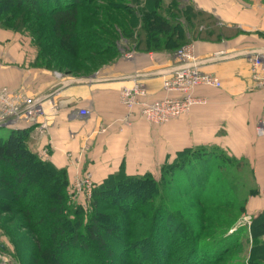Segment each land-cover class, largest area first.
Instances as JSON below:
<instances>
[{"label":"trees","instance_id":"trees-1","mask_svg":"<svg viewBox=\"0 0 264 264\" xmlns=\"http://www.w3.org/2000/svg\"><path fill=\"white\" fill-rule=\"evenodd\" d=\"M81 2L0 0V27L26 30L33 40L41 34L46 39L36 43L41 44L37 60L43 57L48 63L45 68H64L66 74L87 76L119 56L116 36L141 51L178 50L191 42L178 18L183 16L193 31L204 17L192 8L179 10L170 5L165 10L164 0H143L137 5L121 0L111 3V14H104V25L91 16L89 25L93 29H85L83 36L79 30ZM18 18L25 19V24ZM71 59L76 63L67 65ZM28 131L11 130L7 137H0V217L8 214L4 220L7 224L22 217L24 227L35 238L33 264L264 261V210L251 217L249 226L229 233L238 220L230 217L234 208L228 202V193L213 183L216 179L226 184L220 173L232 172L233 168L237 171L244 166L242 161L219 150L186 149L173 163L163 166L159 179L150 173L121 174L94 184L92 197L84 207L70 201L67 170L55 167L29 148ZM177 169L184 171L185 184L191 190L187 194L195 199L189 206L195 209L190 223L183 214L168 208L163 196L162 189L177 187L173 182ZM218 224L231 228L217 232ZM244 233L250 246L246 252L240 249ZM13 249L19 259L14 243ZM239 255L244 258L238 259Z\"/></svg>","mask_w":264,"mask_h":264},{"label":"crops","instance_id":"crops-1","mask_svg":"<svg viewBox=\"0 0 264 264\" xmlns=\"http://www.w3.org/2000/svg\"><path fill=\"white\" fill-rule=\"evenodd\" d=\"M164 3L165 10L170 5L179 10L192 8L204 16L193 31L183 16L178 18L189 44L195 45L196 58L202 61L200 70L222 82L220 88L195 91L204 104L163 125L138 115L126 118L128 111L120 101L122 88L139 82L151 99L168 96L163 74L178 64L177 49L134 48L90 75H65L36 64L29 35L0 27V93L7 91L9 104L41 99L43 110L38 124L29 126L20 118L4 127L28 129L29 148L55 167L66 169L71 190L86 173L95 185L121 174L150 173L159 179L163 166L186 149L219 150L242 161L245 171L253 173L263 189L264 139L257 135L256 127L264 117V101L251 76L250 57L264 48V0ZM4 106L0 103V112ZM80 110L90 114L82 116ZM41 123L46 125L43 132L37 129ZM85 200L80 198L81 203ZM263 210L264 206L252 207L249 216Z\"/></svg>","mask_w":264,"mask_h":264},{"label":"built area","instance_id":"built-area-1","mask_svg":"<svg viewBox=\"0 0 264 264\" xmlns=\"http://www.w3.org/2000/svg\"><path fill=\"white\" fill-rule=\"evenodd\" d=\"M175 55L178 64L163 74V89L169 95L162 99H151L142 83H135L132 87H124L120 92L121 104L128 111L127 119L136 115L151 124H167L191 111L193 106L204 104L205 101L195 96L199 87L220 88L221 80L200 70L202 61L196 58L194 44H187L179 48ZM128 54V57H131ZM251 76L262 90L264 101V48L254 52L250 57ZM6 90L0 93V103L4 106L0 112V127L9 125L10 120L23 118L29 126L38 124V118L43 114L41 99L25 98L17 103L9 104ZM82 116H88L89 110H80ZM45 123L38 125L43 132ZM257 135L264 139V117L256 127ZM94 182L91 174L78 177L71 190V199L77 204H83L80 198L90 200L93 194ZM0 264H20L2 245H0Z\"/></svg>","mask_w":264,"mask_h":264},{"label":"rangeland","instance_id":"rangeland-1","mask_svg":"<svg viewBox=\"0 0 264 264\" xmlns=\"http://www.w3.org/2000/svg\"><path fill=\"white\" fill-rule=\"evenodd\" d=\"M121 1V0H82V16H81V29H79L83 36L85 29H93L89 25V19L91 16H94V18L102 21L101 23L104 25V14L110 13L112 9H110L111 3ZM129 2H132L134 4H139L143 0H128ZM71 8V7H70ZM111 14V13H110ZM19 16V15H18ZM103 16V20L100 19ZM15 19L17 16H14ZM17 20H20V24H25L23 18H18ZM47 20V19H46ZM46 22V21H45ZM22 26V25H19ZM106 28V27H105ZM23 31V30H22ZM19 31L20 33L27 34L31 37L28 31ZM40 33V32H39ZM86 36V35H85ZM87 37V36H86ZM85 37V38H86ZM88 38V37H87ZM115 38V37H114ZM46 37H43L41 34L36 35L35 40L32 39L33 46L35 48V52L37 54L36 57V64L38 59V53L39 49H41V44L37 46L36 43H43L45 41ZM115 41H117V49L119 52V56L121 54H125L129 51H132L135 47L134 44L129 45L126 39L123 38H115ZM45 47V46H44ZM183 47V46H182ZM39 48V49H38ZM85 51V50H83ZM87 51V50H86ZM85 51V52H86ZM89 53V52H86ZM118 56V57H119ZM97 59V58H96ZM115 60V59H114ZM113 60V61H114ZM113 61H109L107 64L103 65L101 68H103L106 65L111 64ZM76 62H73V60H67V65H73ZM41 67H47L48 63L44 61V58H40L38 64ZM94 67V66H93ZM98 67V66H97ZM100 68V69H101ZM52 70H55L57 72L63 73L66 75L63 71L60 70V68H50ZM11 130L9 127H0V137H7L10 134ZM232 172L224 171L223 173H220V178L225 179L224 182L226 184L221 185V183L217 182L216 179H214L213 183L216 185H220L223 190L228 193V202H230V205L234 208V210L231 211L230 217L233 219L238 220L236 226L233 229L229 230V233L233 232L237 227L240 226H249L248 222L251 221L248 218H251L249 215L250 209L253 207H256V210L264 206V188L261 189L259 186H257L255 175L253 173L247 172L245 166H241L236 169H231ZM185 173L183 170H175L173 171V177L174 183H177V187L175 185L172 187V189L166 190L162 189L163 196L165 198V201L167 203V207L171 208L175 212H180L183 214L185 220L190 223L193 220L195 209H189L190 203L193 202L195 199L193 196H190L191 190H189V186L187 187L185 184ZM172 184V183H171ZM217 185V186H218ZM71 189L69 187L68 194L70 201L72 203H77L71 199ZM156 200L154 203V206L157 204ZM77 202H81L77 200ZM89 200H85V203L81 204L84 205V207L87 206V203ZM254 202V205H252ZM252 203V204H251ZM263 204V205H262ZM8 214H5L0 217V245H5L7 247V251L10 252V254L18 261L20 264L24 262V264H33V258L32 252L35 248V238L32 235L31 230L24 227V222L22 220L21 216H18L14 223L7 224L4 223L5 219L8 218ZM248 220V221H247ZM230 226V224H229ZM228 227L226 225H217L216 230L217 232H221L224 230H227ZM245 233L243 235L242 243H241V250L243 252H246L249 249V244L246 243L245 239ZM112 238L117 239L116 236H113ZM245 241V242H244ZM13 243L18 246L19 248V259L14 256L13 254ZM239 258H244V256ZM20 260V261H19ZM260 264H264V261H261Z\"/></svg>","mask_w":264,"mask_h":264}]
</instances>
